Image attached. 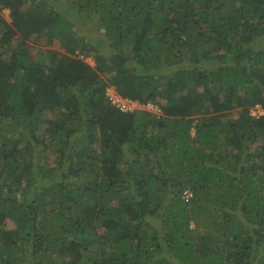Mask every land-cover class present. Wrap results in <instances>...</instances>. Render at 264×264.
<instances>
[{"label":"trees","instance_id":"obj_1","mask_svg":"<svg viewBox=\"0 0 264 264\" xmlns=\"http://www.w3.org/2000/svg\"><path fill=\"white\" fill-rule=\"evenodd\" d=\"M257 106L264 0H0V264H264Z\"/></svg>","mask_w":264,"mask_h":264},{"label":"rangeland","instance_id":"obj_2","mask_svg":"<svg viewBox=\"0 0 264 264\" xmlns=\"http://www.w3.org/2000/svg\"><path fill=\"white\" fill-rule=\"evenodd\" d=\"M5 11H6V17H7L8 19H10V18L8 17V10H5ZM30 45H32V44H30ZM40 45H41V44H40ZM38 46H39V45H37V47H33V48L31 49L32 54H36V53H38V50H39V47H38ZM89 62H91L92 64H94V59H93L92 57H90V58H89ZM108 93L110 94V96H111L113 99H116V96L114 97V95L116 94V90L114 89L113 86H110V88L108 89ZM124 101H125V100H124ZM263 112H264V111L262 110V108H260V106H257L256 109H253V110H252V113H253V114H260V113H263ZM50 159H53V158L50 157ZM68 164H69V160H68V158L66 157V158L64 159V163H63V168H64L65 170L67 169ZM79 182H82V179H80Z\"/></svg>","mask_w":264,"mask_h":264},{"label":"clouds","instance_id":"obj_3","mask_svg":"<svg viewBox=\"0 0 264 264\" xmlns=\"http://www.w3.org/2000/svg\"><path fill=\"white\" fill-rule=\"evenodd\" d=\"M108 95L110 96L109 93H108ZM115 96H116L115 101L112 100L113 98H112L111 96H110V98H111L112 102H113L117 107H119V108H121V109H124L125 107H122V106H121L120 101L130 103V105H132L133 107H135V106H140V104H139L138 101H134V100H129V99L123 98L122 96L119 95V93H118L117 91H116V94L114 95V97H115ZM118 99H119V100H118ZM124 100H125V101H124ZM143 105H144V104H143ZM151 105H152V104H148V107L152 109ZM153 110H154V109H153ZM155 111H156V110H155ZM190 194H191V193H190ZM190 194L187 195L186 199H188V196H189Z\"/></svg>","mask_w":264,"mask_h":264},{"label":"built area","instance_id":"obj_4","mask_svg":"<svg viewBox=\"0 0 264 264\" xmlns=\"http://www.w3.org/2000/svg\"><path fill=\"white\" fill-rule=\"evenodd\" d=\"M112 100L115 101V99H112ZM118 100H119V99H118ZM120 103H121V106H122V107H125V108H133V106L130 105V103L123 102V101H120ZM151 107H152V109L158 111L157 108H156L154 105H151Z\"/></svg>","mask_w":264,"mask_h":264}]
</instances>
